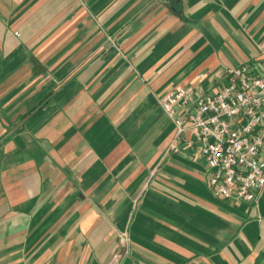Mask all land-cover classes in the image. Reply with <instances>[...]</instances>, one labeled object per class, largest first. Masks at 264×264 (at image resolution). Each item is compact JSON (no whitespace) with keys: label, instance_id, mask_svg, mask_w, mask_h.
<instances>
[{"label":"crops","instance_id":"1","mask_svg":"<svg viewBox=\"0 0 264 264\" xmlns=\"http://www.w3.org/2000/svg\"><path fill=\"white\" fill-rule=\"evenodd\" d=\"M262 58L264 0H0V264H258L159 100Z\"/></svg>","mask_w":264,"mask_h":264},{"label":"built area","instance_id":"2","mask_svg":"<svg viewBox=\"0 0 264 264\" xmlns=\"http://www.w3.org/2000/svg\"><path fill=\"white\" fill-rule=\"evenodd\" d=\"M222 79L212 92L176 86L159 102L175 125L173 149L182 142L205 160L212 193L257 203L264 192V58L229 68ZM119 241L123 248L131 242L127 233Z\"/></svg>","mask_w":264,"mask_h":264},{"label":"rangeland","instance_id":"3","mask_svg":"<svg viewBox=\"0 0 264 264\" xmlns=\"http://www.w3.org/2000/svg\"><path fill=\"white\" fill-rule=\"evenodd\" d=\"M259 264H264V255L262 256Z\"/></svg>","mask_w":264,"mask_h":264},{"label":"trees","instance_id":"4","mask_svg":"<svg viewBox=\"0 0 264 264\" xmlns=\"http://www.w3.org/2000/svg\"><path fill=\"white\" fill-rule=\"evenodd\" d=\"M259 263H260V262H259ZM259 263H258V264H259Z\"/></svg>","mask_w":264,"mask_h":264}]
</instances>
